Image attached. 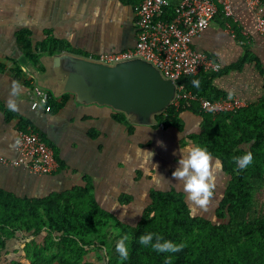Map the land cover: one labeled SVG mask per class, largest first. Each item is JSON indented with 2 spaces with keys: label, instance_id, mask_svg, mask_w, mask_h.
I'll use <instances>...</instances> for the list:
<instances>
[{
  "label": "trees",
  "instance_id": "1",
  "mask_svg": "<svg viewBox=\"0 0 264 264\" xmlns=\"http://www.w3.org/2000/svg\"><path fill=\"white\" fill-rule=\"evenodd\" d=\"M177 5L170 1L165 20L174 18ZM235 30L238 37L239 31L236 27ZM17 42L23 58L14 62L11 73L17 82L28 88L34 87L35 80L23 66L25 59L43 70L39 63L41 56L69 49L64 41L54 37L34 45L27 30L18 34ZM248 61L246 58L243 63ZM5 71L6 66L0 64V72ZM227 71L222 67L219 73L203 72L184 77L178 85L183 86L182 93L211 100L228 97L214 85ZM260 73L264 76L261 69ZM193 81H198L199 87H194ZM49 94L51 114H58L72 100L71 95L55 99ZM0 112L5 113L8 122L18 119L19 132H35L54 149L59 163L54 175L64 170L56 148L37 127L5 109L1 101ZM185 112L201 118V124L200 132L191 134L184 142L206 147L221 161V171L229 177L215 211L220 222L214 223L196 214L184 193L175 189H152L139 220L130 225L104 208L89 176L83 178V185L44 197H20L0 187V264H121L116 243L124 234L131 236V243L129 259L123 264H164L168 256L171 264H264V201L258 196L264 190V94L232 113H206L195 103L186 107L173 104L158 117V125L151 128L161 129L163 125L162 130L175 128L182 133L181 116ZM112 119L118 124L135 126L121 113L112 112ZM90 136L96 138L98 133L91 132ZM248 152L252 153L253 162L246 169L232 163V157ZM133 203L132 195L122 194L118 198L122 207H132ZM147 233L183 244V249L176 253L154 252L150 246L143 247L138 242L139 236ZM11 246H18L21 251L8 262L6 257Z\"/></svg>",
  "mask_w": 264,
  "mask_h": 264
},
{
  "label": "crops",
  "instance_id": "2",
  "mask_svg": "<svg viewBox=\"0 0 264 264\" xmlns=\"http://www.w3.org/2000/svg\"><path fill=\"white\" fill-rule=\"evenodd\" d=\"M142 1L0 0V64L6 66V71L0 72V101L5 109L37 127L56 148L64 165V170L55 177L34 175L23 167L0 166V187L20 197H44L83 185V178L89 176L95 184L96 197L104 207L127 213L129 208L118 204L122 194L132 195L136 201L141 193L147 192L148 197L152 189H175L187 198L182 183L172 173L179 166L180 150L192 146L184 139L200 132L201 118L189 112L182 114L184 131L181 133L175 128L162 130L118 124L112 119L110 109L80 106L73 99L58 114L44 108L33 110L29 88L17 82L11 73L14 62L23 58L17 37L24 30L30 32L34 45L54 37L64 41L68 51L87 57L134 49L138 35L134 7ZM170 1L178 4L181 0ZM230 1L235 19H227L220 8L193 46L228 70L214 81L220 91L252 103L264 94V76L260 73V69L264 72V36L257 33L255 15L245 2ZM229 24L238 29V38L230 34ZM246 58L249 61L243 63ZM17 125L18 119L8 122L5 113L0 112V156L3 158L17 157ZM93 131L98 133L96 138L90 136L91 132L94 135ZM158 141L165 147L158 146ZM214 175L216 195L223 173L221 169L214 170ZM54 178L60 190L42 194V188Z\"/></svg>",
  "mask_w": 264,
  "mask_h": 264
},
{
  "label": "built area",
  "instance_id": "3",
  "mask_svg": "<svg viewBox=\"0 0 264 264\" xmlns=\"http://www.w3.org/2000/svg\"><path fill=\"white\" fill-rule=\"evenodd\" d=\"M255 15L256 31L264 36V0H243ZM170 7L169 0H143L134 7L137 26V42L134 49L120 54H105L98 59L106 63L140 56L157 66L165 77L178 86L175 105L190 106L192 103L206 113H232L248 106L238 97H222L211 100L205 97L182 93L178 81L184 77L197 76L203 72L219 73L222 64L207 54L196 50L194 40L202 35L222 9L227 19H235L230 0H181L175 8L171 21L163 17ZM228 29L233 38L237 32L231 24ZM31 108H44L50 112V94L37 86L29 88ZM163 129V125L160 126ZM17 157L7 159L0 156V166L23 167L39 176H50L57 172L59 163L55 151L35 132H19L16 142Z\"/></svg>",
  "mask_w": 264,
  "mask_h": 264
},
{
  "label": "water",
  "instance_id": "4",
  "mask_svg": "<svg viewBox=\"0 0 264 264\" xmlns=\"http://www.w3.org/2000/svg\"><path fill=\"white\" fill-rule=\"evenodd\" d=\"M43 70L28 59L23 66L35 84L55 99L71 95L80 106L108 108L129 124L155 127L176 101L178 86L152 62L140 56L106 63L65 51L39 58Z\"/></svg>",
  "mask_w": 264,
  "mask_h": 264
},
{
  "label": "clouds",
  "instance_id": "5",
  "mask_svg": "<svg viewBox=\"0 0 264 264\" xmlns=\"http://www.w3.org/2000/svg\"><path fill=\"white\" fill-rule=\"evenodd\" d=\"M193 86L199 87V82L193 81ZM157 143L158 146L165 147L162 141ZM180 153L179 166L173 171L172 177L182 183L189 201L207 210L216 188L214 170L219 171L222 163L218 158H214L206 147L198 144L185 147L182 151L180 150ZM252 162L251 152L232 157V163L236 164L239 169H246ZM154 239L155 243H153ZM138 242L143 247L150 246L157 253H176L183 249V244L177 245L172 241L164 240L163 236L156 233L141 235ZM130 243L129 234L122 235L116 243V252L121 264L129 259ZM164 264H171L170 256L165 257Z\"/></svg>",
  "mask_w": 264,
  "mask_h": 264
},
{
  "label": "rangeland",
  "instance_id": "6",
  "mask_svg": "<svg viewBox=\"0 0 264 264\" xmlns=\"http://www.w3.org/2000/svg\"><path fill=\"white\" fill-rule=\"evenodd\" d=\"M50 177H55L54 174H52ZM57 180H55V178L48 183V185L46 187L42 188V194H46L49 191L52 190H60V186L58 185V183L56 182ZM229 181V177L226 175H221L220 176V188H218L217 190V194L213 196V198H211V203L207 206V210L199 207V206H193L194 212L200 216L206 217L210 220H212L214 223H218L220 222L216 216H215V211L218 207L219 201L218 199L220 198V201L223 197L225 188L227 186V183ZM141 193V192H140ZM147 192H144L143 194H139L138 197H136V201H134L133 206L132 207H128V213L122 210H117V209H112L111 207L109 208V210L111 212H113L118 218H120L123 222L130 224V225H135L137 223V221L139 220L143 208L147 205ZM258 196L260 197V199H262L264 201V190L261 191ZM138 204V205H136ZM106 208V207H104ZM16 250H14L12 247H9V253L7 255V260L12 261L13 259H15L19 254L18 251H21V249L15 246H13Z\"/></svg>",
  "mask_w": 264,
  "mask_h": 264
}]
</instances>
